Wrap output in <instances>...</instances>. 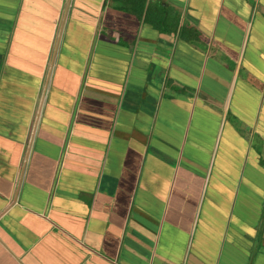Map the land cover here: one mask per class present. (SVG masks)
<instances>
[{
    "label": "crops",
    "instance_id": "1",
    "mask_svg": "<svg viewBox=\"0 0 264 264\" xmlns=\"http://www.w3.org/2000/svg\"><path fill=\"white\" fill-rule=\"evenodd\" d=\"M136 1L0 0V264H264V0Z\"/></svg>",
    "mask_w": 264,
    "mask_h": 264
},
{
    "label": "trees",
    "instance_id": "2",
    "mask_svg": "<svg viewBox=\"0 0 264 264\" xmlns=\"http://www.w3.org/2000/svg\"><path fill=\"white\" fill-rule=\"evenodd\" d=\"M136 3L138 4V8H140V7L143 5V0H141L140 2L136 1ZM144 18L149 19V17H147V16L144 17ZM150 20H151V19H150ZM162 21H163V19H162ZM162 21L160 20V22H162ZM152 23H153L155 26L159 27L157 23H155V22H153V21H152Z\"/></svg>",
    "mask_w": 264,
    "mask_h": 264
}]
</instances>
